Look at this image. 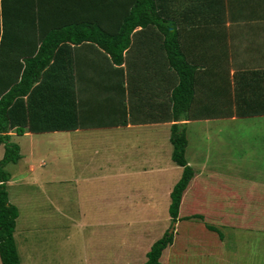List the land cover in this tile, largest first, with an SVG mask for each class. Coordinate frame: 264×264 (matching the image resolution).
I'll return each mask as SVG.
<instances>
[{
  "label": "rangeland",
  "instance_id": "374dc122",
  "mask_svg": "<svg viewBox=\"0 0 264 264\" xmlns=\"http://www.w3.org/2000/svg\"><path fill=\"white\" fill-rule=\"evenodd\" d=\"M252 118L186 128L185 158L189 165H199L192 167L195 172L206 174L205 179L198 175L201 181L184 192L173 244L164 250L160 264H264V119ZM159 132L167 137L164 128ZM121 135L125 140H119ZM151 135L140 138L154 139ZM52 136L12 139L24 156L33 140L40 151L34 171L25 170L28 156L5 168L11 176L8 199L19 214L14 237L20 264L146 262L151 245L173 229L168 191L182 168L167 165L163 172L144 175L131 165L118 166L121 152L131 151L129 142L134 138L132 131L119 130L94 132L76 145L89 151L93 161V173H80L71 166L66 151L70 146L60 144H71L70 136ZM168 146L171 153L170 142ZM3 152L0 146V159ZM136 153L144 152L137 148ZM109 159L115 166H107ZM25 173L36 182L24 181ZM72 175L93 177L76 185L61 181Z\"/></svg>",
  "mask_w": 264,
  "mask_h": 264
},
{
  "label": "crops",
  "instance_id": "0c3cea01",
  "mask_svg": "<svg viewBox=\"0 0 264 264\" xmlns=\"http://www.w3.org/2000/svg\"><path fill=\"white\" fill-rule=\"evenodd\" d=\"M25 1L26 6L17 5V7L14 5L13 0H11L10 4L4 9L6 14V18L4 19L0 13V41L2 40L3 46L0 48V61L6 65L3 71L4 73L0 72V88L2 90V79L9 82L14 81L19 76V73H21L20 62L22 58H30L33 56L41 41L51 29L81 21L94 22L101 26L107 24V28H110L109 25L113 23L118 26L122 17L128 12L126 4L131 6L133 3V0H119V7L121 9L117 10L118 17L115 16V13L111 15H102L99 13V17L94 15V18H92L89 16L97 12L93 7L87 6V0H80L78 4H76L78 0H57L58 4H54L53 6L46 5V0ZM64 1H73V4L70 8H58ZM80 2L83 4H80ZM168 6H170V3ZM15 7H17L16 10H14ZM172 7L171 9L174 12L182 11L187 14V16L182 18V21L177 18L175 19V17L171 18V15L167 17H170L168 19H174L177 23V29L181 30V36L179 37L181 52L188 63L198 67L197 72L199 74L197 77H199L198 82L200 81L199 84L201 86L205 82L216 85V81L209 78L215 75L214 72H216L217 76L219 75L221 77V74L229 71V76L233 79L237 72H264V0H185L181 6L175 5ZM48 10L57 12V15L61 17L57 19L56 24L47 23V13H50L47 12ZM105 11H114V9L107 8ZM15 12L16 16H14ZM190 12H194L196 16H190ZM223 14L224 21H222ZM66 16H74L75 18L64 21L63 17ZM219 26L226 27L224 35H220V31L217 28ZM3 30L4 33H2ZM108 30L113 32L111 28ZM135 34L136 36L134 38L131 37L133 38L132 45L130 50L127 51V54H125L124 64L118 68L125 75L128 72L130 77L131 83L124 82L123 84L126 92L123 93V96L126 98L127 93L131 94L134 104L132 116L134 122L127 126L114 123L119 119H115L116 111H112L107 103H105V99L109 95H116V104L114 107H121L120 99L122 98V90L119 81L117 80L115 82L113 80L114 82H110L112 79L108 78L109 72L115 71V66L110 63L108 57L106 58L103 54L97 53V49L93 48L94 46L92 44L84 43V45H80L82 49L83 46L91 45L89 46L90 50L88 49L87 52V58L78 59L75 56V50L77 51L80 46L72 47L73 54H71V64L68 66V70L66 67L62 68L60 65V67L52 71L69 72V88L74 89L79 99V101L77 100V104H79L77 107L79 127L69 132H27L22 136L28 138L49 134L54 135L52 137L56 139L60 137V134H68L71 138L72 145L65 143L67 141L60 142V144L65 145L64 147L66 145L70 146V149H66V151L70 153L71 166L77 168L80 173L85 171H91L93 173V161L89 156L90 152L82 148H77L76 145L88 140L94 132L132 131L134 138L130 136L131 142H129L131 144V151L121 152L123 160L118 166L125 165L127 168V165H131L135 169V172L138 170L139 173L144 175H149L154 170L163 172L167 165L174 167L175 165L170 159L165 165H161V159L164 154L170 158L168 143L170 142L169 128L171 122L156 123L157 121H155L162 115L160 113L162 111L160 110L161 106L167 103L166 93L167 88L172 86L173 71L169 69L167 57L160 48L162 38L156 31L151 28L144 30L138 29V32ZM158 56L164 58L159 61ZM261 81H264V79ZM128 84L131 86V93L126 90ZM164 92L166 93L164 94ZM201 101L202 103L205 102V98L203 97ZM215 102L216 100L213 99L212 104L208 106L212 108L216 107ZM129 110L132 111V107ZM120 111H123L122 108L118 114ZM166 114L168 115L167 111ZM108 117L110 118L109 124L105 125V119ZM214 118H216V115H213L212 119L186 121V128L193 123L222 120ZM261 118L264 119V117H255L252 120L258 121ZM229 120L233 121L237 120V118L233 117ZM248 120H251V118ZM161 128L165 129L167 133L166 138H164V135H161L163 134L162 132H159ZM151 133L155 136L154 139L150 138L148 141H145L140 138L152 136ZM15 136H17L15 133H11V141ZM122 139H124V135H121V138H119V140ZM159 140H162V144L158 142ZM146 143L154 148L153 153H151L153 149L150 148L148 150L145 148L147 146ZM27 145H29V150L25 155L28 156L25 170L28 173L29 170L33 169L34 171V168L36 169L34 163L36 162L37 156L40 155V151L38 149V142H34V140L30 141V144L27 143ZM137 148H140V151L144 153L137 155ZM36 152L37 154L35 155ZM20 154L21 159L19 161H22L25 156L21 150ZM109 161L107 162V166H111L112 164L115 166L114 161L111 159ZM43 164L38 163V166L42 167ZM197 165L192 164L190 166L195 167ZM163 166L165 167L161 168ZM100 167L103 170L104 164L102 163ZM145 168L148 170H145ZM204 168L206 169V166ZM61 169L64 170V168ZM175 171L178 170L176 169ZM207 171L210 172L208 174L213 173L211 170ZM135 172L131 174H137ZM27 173H25L26 177L24 181L32 178L30 182L35 183L36 179L34 176ZM35 174L33 173V175ZM204 174H206L205 171L195 172L188 189L192 187V184L196 186L197 182L201 181L198 175H201L202 179H205ZM92 177L83 175L80 179L79 176L72 175L61 181L76 185L77 183H82V181L88 183V178L91 179ZM200 184L202 185L203 183L201 182Z\"/></svg>",
  "mask_w": 264,
  "mask_h": 264
},
{
  "label": "trees",
  "instance_id": "16d2710c",
  "mask_svg": "<svg viewBox=\"0 0 264 264\" xmlns=\"http://www.w3.org/2000/svg\"><path fill=\"white\" fill-rule=\"evenodd\" d=\"M10 2L11 0H0V13L3 19L6 18L4 9ZM184 2L185 0H133L131 6L126 4L128 12L122 17L119 25H114V23L109 25L113 32L108 30L110 28H107V24L101 26L98 23L86 21L51 29L41 41L35 54L30 58H22L19 76L14 81L9 82L2 79L3 90L0 88V146L3 147L4 152L0 159L1 264H20L14 238L19 214L16 207L8 199L7 183L11 176L5 168L8 164H17L21 159V154L19 146L11 141V133L22 136L27 132H69L79 127L77 111L79 105L77 100L79 101V99L74 89L69 88V72H52L60 65L68 70V66L71 64V54H73L72 47L82 46L84 43L92 44L93 48L97 49V53L108 57L110 63L115 66V71L109 72L108 78L112 79L109 80L110 82L119 81L124 99H120L121 107H114L116 95H109L105 99V103L112 111H116L115 119L119 120L114 123L127 126L134 122L132 117L134 104L131 94H126L127 99L123 96V93H126L123 84L124 82H131L128 72L125 75L118 68L124 64L125 54L130 50L132 39L136 36L135 33L138 32V29L151 28L162 38L160 48L167 57L169 69L173 71V82L172 86L167 88V93L164 92L167 103H164V106L160 108L162 115L155 120L156 123L171 122L169 141L172 150L170 158L164 154L161 165H165L170 159L174 165L182 168L180 178L171 185L169 192L168 215L171 225L179 221L182 196L195 174L185 158L188 143L185 122L212 119L213 115H216L214 119L222 120H229L233 117L237 119L264 117V81H261L264 79V72H237L234 79L229 76V71L223 74L217 72L221 74V77L214 72L215 75L209 78L216 81V85L209 82H205L203 86L199 84L198 67L188 63L181 52L179 42L181 30L177 29V23L174 19L167 17L171 15V18L175 17V19L182 21V18L187 14L182 11L174 12L171 7L181 6ZM13 3L16 6H26L25 0H13ZM169 3L170 6H168ZM54 4L57 5L58 1L46 0V5L53 6ZM72 4L73 1H64L58 8H70ZM80 4L83 3L80 2ZM87 6L93 7L97 12L89 16L92 18L94 15L99 17L100 14L111 15L113 13L118 17L117 10L121 9L119 0H87ZM107 8H113L114 11H105ZM47 12H50L47 13V23L56 24L57 19L61 18L57 12L50 10ZM14 16H16V12ZM74 16L63 17V20L73 19ZM190 16H196V14L190 12ZM222 21H224V14ZM217 28L220 35L225 34V26ZM81 46L78 47L77 51L75 50V56L78 59H85L91 45L83 46V49ZM1 47H3L2 40L0 41ZM163 58L158 56L159 61ZM5 66V63L0 61V72L5 70ZM130 88L131 86L128 84L126 90L129 93H131ZM203 97L205 102L202 103ZM213 99L216 100V107L212 108L208 105L212 104ZM131 107L132 111L129 110ZM121 108L123 111L118 114ZM108 118L105 119V125L109 124L110 118ZM209 229L216 231L213 227H209ZM174 230L172 233L167 230L160 239L151 245L146 254L147 261L143 264H160L164 250L173 244Z\"/></svg>",
  "mask_w": 264,
  "mask_h": 264
},
{
  "label": "water",
  "instance_id": "95a60500",
  "mask_svg": "<svg viewBox=\"0 0 264 264\" xmlns=\"http://www.w3.org/2000/svg\"><path fill=\"white\" fill-rule=\"evenodd\" d=\"M174 226H175V224L173 225V229H174ZM173 229H171V232H170V233H172V232H173Z\"/></svg>",
  "mask_w": 264,
  "mask_h": 264
}]
</instances>
